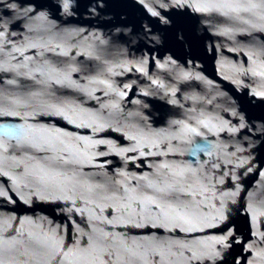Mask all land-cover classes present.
I'll list each match as a JSON object with an SVG mask.
<instances>
[{
  "label": "water",
  "instance_id": "obj_1",
  "mask_svg": "<svg viewBox=\"0 0 264 264\" xmlns=\"http://www.w3.org/2000/svg\"><path fill=\"white\" fill-rule=\"evenodd\" d=\"M0 264H264V0H0Z\"/></svg>",
  "mask_w": 264,
  "mask_h": 264
}]
</instances>
